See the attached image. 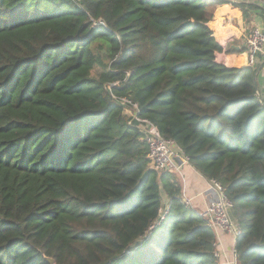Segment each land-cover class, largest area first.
<instances>
[{"label":"trees","instance_id":"1","mask_svg":"<svg viewBox=\"0 0 264 264\" xmlns=\"http://www.w3.org/2000/svg\"><path fill=\"white\" fill-rule=\"evenodd\" d=\"M226 5L244 23L264 12L0 0V264H219L214 230L175 174L150 167L122 98L225 188L236 264H264V98L256 71L223 61L209 23ZM161 193L169 210L152 228Z\"/></svg>","mask_w":264,"mask_h":264},{"label":"built area","instance_id":"2","mask_svg":"<svg viewBox=\"0 0 264 264\" xmlns=\"http://www.w3.org/2000/svg\"><path fill=\"white\" fill-rule=\"evenodd\" d=\"M251 5L260 7L264 11V0H240ZM246 49V65L254 71L261 68L264 72V28L254 26L244 39ZM221 45V44H220ZM222 46V45H221ZM124 108V114L134 121L142 140L148 148L147 159L150 167L159 173L175 174L184 183L183 166L188 163L182 150L172 141L163 138L157 128L148 119L141 117L138 107L130 100L122 98L118 100ZM205 192L210 195L209 204L198 212V216L207 220L209 227L223 234L236 238L241 233V225L232 220L230 210L232 204L225 194V188L215 180H207ZM182 203L190 208V200L181 197ZM168 204L159 210L155 226L160 225L168 213ZM216 236V235H215ZM217 243V242H216ZM218 259V253L215 252ZM229 264H236V255L233 249V259Z\"/></svg>","mask_w":264,"mask_h":264},{"label":"crops","instance_id":"3","mask_svg":"<svg viewBox=\"0 0 264 264\" xmlns=\"http://www.w3.org/2000/svg\"><path fill=\"white\" fill-rule=\"evenodd\" d=\"M232 4L245 3L239 0H230ZM249 23H244L241 12L238 9H233L231 6L226 5L219 8L209 25L217 22V29L213 30L215 39L222 45L223 60L229 66H243L245 51H244V32L248 24L252 27L261 26L264 28V12L256 10V12H249ZM227 19V20H226ZM210 27V26H209ZM220 35L223 37L219 41ZM256 76L258 79V92L261 98H264V72L263 69H256ZM184 183L182 185L181 197L190 200V209L195 213L200 212L205 206L209 204L211 199L205 190L207 187V180L204 179L194 168L188 163L183 166ZM161 193L163 206L169 203L168 198ZM216 252L218 253L219 264H228L233 259V249L235 239L229 235L223 234L216 230Z\"/></svg>","mask_w":264,"mask_h":264},{"label":"rangeland","instance_id":"4","mask_svg":"<svg viewBox=\"0 0 264 264\" xmlns=\"http://www.w3.org/2000/svg\"><path fill=\"white\" fill-rule=\"evenodd\" d=\"M234 1V0H233ZM240 1V0H239ZM236 4H240V3H236ZM222 8V7H221ZM218 10V9H217ZM216 13V12H215ZM227 20V19H226ZM251 28H253L252 26H250L249 24H248V26L247 27H245V32H244V36L245 37H247L248 36V34H249V31L251 30ZM214 34V33H213ZM245 37L243 38V39H245ZM220 39H219V41L220 40H222V36L220 35V37H219ZM223 41V40H222ZM244 51H245V54H246V49H245V43H244ZM244 54V55H245ZM224 61V60H223ZM246 58H244V62H243V66H247L246 65ZM164 196V195H163ZM144 242V239L143 240H139V241H137V243H135V245H133V248H135V247H137V246H140L142 243ZM132 248V249H133ZM229 264V263H228Z\"/></svg>","mask_w":264,"mask_h":264},{"label":"water","instance_id":"5","mask_svg":"<svg viewBox=\"0 0 264 264\" xmlns=\"http://www.w3.org/2000/svg\"><path fill=\"white\" fill-rule=\"evenodd\" d=\"M230 2L232 3V1H230ZM97 23H99V21L96 22V24H97ZM256 97H257L258 100H261V96H260V94H259V92H258V88H257V86H256ZM49 262H52V261L49 260Z\"/></svg>","mask_w":264,"mask_h":264}]
</instances>
